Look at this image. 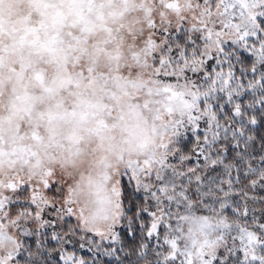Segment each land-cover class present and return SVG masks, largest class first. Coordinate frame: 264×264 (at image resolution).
<instances>
[{
	"label": "snow or ice",
	"instance_id": "snow-or-ice-1",
	"mask_svg": "<svg viewBox=\"0 0 264 264\" xmlns=\"http://www.w3.org/2000/svg\"><path fill=\"white\" fill-rule=\"evenodd\" d=\"M0 264H264V0H0Z\"/></svg>",
	"mask_w": 264,
	"mask_h": 264
}]
</instances>
